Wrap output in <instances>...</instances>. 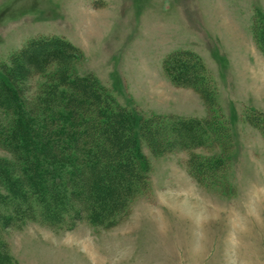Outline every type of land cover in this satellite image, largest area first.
<instances>
[{"label": "rangeland", "instance_id": "1", "mask_svg": "<svg viewBox=\"0 0 264 264\" xmlns=\"http://www.w3.org/2000/svg\"><path fill=\"white\" fill-rule=\"evenodd\" d=\"M261 8L264 0H0V67L32 38L60 36L82 51L74 73L97 77L139 117L169 106L179 113L170 114L209 119L194 148L155 150L142 139L150 190L116 223L97 225L85 214L71 228L49 226L37 207L33 219L4 228L18 264H264V52L256 42L247 50L222 22L238 10L233 19L251 12L252 31L255 22L264 28ZM186 48L205 62L208 98L160 82L167 55ZM43 81L36 74L24 85L34 92ZM176 128L168 135L179 136ZM193 155L222 164L199 182ZM0 157L12 155L0 146Z\"/></svg>", "mask_w": 264, "mask_h": 264}, {"label": "trees", "instance_id": "2", "mask_svg": "<svg viewBox=\"0 0 264 264\" xmlns=\"http://www.w3.org/2000/svg\"><path fill=\"white\" fill-rule=\"evenodd\" d=\"M254 25V40L264 52V28ZM81 56L64 37L38 36L14 53L10 65L0 67V146L12 155L0 157V264H18L3 229L33 219L37 207L49 226L71 228L85 214L97 225L116 223L137 196L150 190L142 139L155 150L194 148L206 139L200 128L209 119L139 117L120 105L97 77L74 73ZM163 67L176 86L210 96L198 53L174 51ZM36 74L44 81L31 92L24 83ZM172 127L179 136L168 135ZM193 156L189 164L199 182L222 164L219 159L203 164L198 156L194 163Z\"/></svg>", "mask_w": 264, "mask_h": 264}, {"label": "crops", "instance_id": "3", "mask_svg": "<svg viewBox=\"0 0 264 264\" xmlns=\"http://www.w3.org/2000/svg\"><path fill=\"white\" fill-rule=\"evenodd\" d=\"M262 10H264V8H261ZM261 10V11H262ZM217 12V11H216ZM242 13V11H236V10H228L227 12H225L224 14H222L223 16H226V18L224 19V20H222V22L225 24V26H229L228 28H231V29H233V31L232 32H234V33H236L237 32V30H238V34H239V36H241V37H243L244 39V43H245V45H246V48H247V50H249L250 48L253 50L254 48L255 49H257L256 48V46H255V40H254V37H253V31H252V22H253V19H254V17H252L253 15H252V13L250 12L249 13V19L246 21V20H244V21H241V20H239V19H233L232 18V16H235V15H237V14H241ZM252 17V18H251ZM213 23H211V26H213L214 25V22H217V21H215V20H213L212 21ZM245 24V25H244ZM245 27H244V26ZM222 26V25H221ZM215 35H217V34H215ZM214 34L213 35H211V40H210V42H209V46H210V50H212L213 51V53H215L217 50H215V49H217L218 47V41L216 40V38H218V37H216ZM207 36H208V34H207ZM218 36V35H217ZM216 37V38H215ZM232 38H233V36H232ZM187 49V48H186ZM179 50V49H178ZM187 50H191V49H187ZM192 51H194V50H192ZM174 52V51H173ZM196 52V51H195ZM218 52V51H217ZM248 53L246 54V56L244 57V60H245V62L244 61H242L243 63H242V65H246V63H247V61H250L251 59H250V51H247ZM198 53V52H197ZM260 53V52H259ZM171 54V53H170ZM199 54V53H198ZM200 55V54H199ZM201 56V55H200ZM202 57V56H201ZM232 58V57H231ZM203 59V58H202ZM231 60V59H230ZM232 60H233V58H232ZM247 60V61H246ZM204 61V60H203ZM168 78V79H167ZM167 78L166 79H164V80H160V82H162V83H164L165 85H167V86H169V87H171V88H178V87H176L174 84H173V82L169 79V77L167 76ZM191 92H193L192 90H191ZM196 93V92H195ZM154 113H162V114H170V113H174V114H179V113H177L175 110H169V106H168V108H164V109H162V110H159V111H154ZM181 115V114H180ZM203 117V116H202Z\"/></svg>", "mask_w": 264, "mask_h": 264}]
</instances>
